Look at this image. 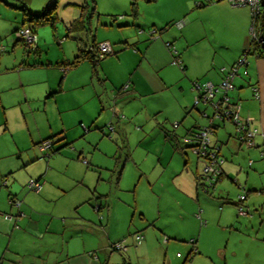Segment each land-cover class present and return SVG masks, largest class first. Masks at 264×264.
Instances as JSON below:
<instances>
[{"label":"rangeland","instance_id":"1","mask_svg":"<svg viewBox=\"0 0 264 264\" xmlns=\"http://www.w3.org/2000/svg\"><path fill=\"white\" fill-rule=\"evenodd\" d=\"M48 1H0V13L8 17L0 19V30L6 33L0 35L4 47L0 54V191L8 183L14 192L26 190L34 197L29 202L40 213L34 218L43 229L53 220L49 233L37 240V248L64 249L66 232L72 229L73 249L86 244L103 263L184 264L191 250L197 249L201 253L194 251L185 264H264V192H246L248 197L256 193L260 202L248 204V214L240 216L237 206L225 203L226 194H221L231 191V186L221 181L207 188L201 177L204 160L182 141L189 123L210 124L203 110L210 117L214 113L210 104L193 107L198 92L191 91L196 81L193 73L214 59L221 46L213 44L208 34H217L227 44L235 35L210 10L201 14L199 28L190 32L195 42L187 43L183 38L187 33L172 21L157 30L153 19L166 17L176 0H159L157 6L144 0H55L56 21L34 22L35 43L18 41L15 30L26 18L22 4L41 14ZM133 3H138L137 15ZM84 5H88L84 26L70 30ZM243 7L252 17L251 8ZM157 40L172 42L173 64L164 66L167 59L152 43ZM104 41L110 42L112 52L95 68L89 60L66 65L82 50ZM174 54L186 70L175 62ZM37 61L40 64L24 66ZM221 126L212 139L223 131L234 134L232 122ZM53 135L51 148L41 151L40 145ZM64 143L53 152V147ZM243 150L253 152L257 161L252 169H262L260 182L264 183L263 151L259 156L248 146ZM48 166L49 176L39 182L42 188L45 181L51 187L45 194L42 188L38 193L30 190L29 180H38ZM252 169L247 168L246 175L247 171L254 174ZM197 179L206 186L197 185ZM5 214L17 216L6 210L4 222ZM112 214L111 240H119L113 243L121 244V251L112 250L106 237L109 224L106 227L105 222ZM232 215L237 227L229 222ZM244 219L246 225H241ZM137 234L143 235L142 243L147 241L145 247L134 242ZM192 240H197L196 246ZM20 243L23 248L31 245L22 238ZM105 247L107 253L100 249ZM41 249L37 259L25 257L27 264H41Z\"/></svg>","mask_w":264,"mask_h":264},{"label":"crops","instance_id":"2","mask_svg":"<svg viewBox=\"0 0 264 264\" xmlns=\"http://www.w3.org/2000/svg\"><path fill=\"white\" fill-rule=\"evenodd\" d=\"M147 2H149L150 5L152 6H157L159 0H153ZM205 6L207 7L203 9V7ZM243 6H248V5H243ZM243 6L233 5L228 0H220V1L214 0L210 2L208 0L206 1L176 0L171 5L170 13L166 14L167 15L166 17H163L159 20L153 19L155 21H152L153 23L151 24L155 26L157 30H159V28L161 29H164L165 27L167 28V26L171 21L174 22L173 24H177L179 21L184 20L185 21L184 26L180 28L178 26L177 27L181 29V31L183 30V34L187 33L186 35L183 36V38H185V41L187 43H191L197 41V39L194 37V34H190V32L193 29H195V27L197 26V21L200 22V20H203L201 14L204 12H208L209 10L214 12V15L219 18V22H223L225 24V28L228 29L229 33L230 34L233 33L235 35V39L231 44H227L221 40H218L216 38L217 34L215 33L213 35L208 34V38L213 42V44L215 45L221 44V46L219 47V51H215L214 59H211L209 63L206 64L204 63V65L201 67L202 68L201 70L193 73V77H195L194 80H198L200 82H212L214 84H220L222 80L225 78L229 68L239 60V58L243 55L244 51L249 49L250 43H248L249 40L248 32H249L250 23L252 21V17L250 15V11L248 7L246 8ZM188 14H190V16L187 19ZM203 16L207 20L206 16L205 15ZM0 19L8 20V17L3 16V13H0ZM24 19L21 22V27L23 26L32 27L36 35V39H35L36 42L37 34H36L35 26L28 23V21H25ZM1 25L2 22L0 21V29H1ZM197 28L199 27H196V29ZM5 34H6L5 32H2L0 30V35L5 36ZM17 39L18 41L20 40L23 41L22 39L19 38ZM155 42L152 43L159 45V48L162 50L161 51L162 56L167 59L164 66H169L170 64H173L172 53L171 50L167 47V45L165 46L166 43L164 44L163 41L161 40H157ZM3 50L4 47L1 46L0 44V54L3 52ZM246 59L248 61V64L239 69L238 74L232 80V88L229 89L226 93L231 103L239 105L240 114L242 118L244 119L248 117L253 118L254 120L253 125L258 129V134L255 137V145L250 148L259 152V156H260L261 151H264V54L263 53L261 54V52H259L258 50L252 49V51L246 55ZM37 64H40V62L37 61L31 64L26 62L24 63V66L26 65L35 66ZM244 69L247 70V74L244 72ZM202 76H208L209 78L206 79L207 81H202L200 80ZM253 86H257L260 91L259 98H256L254 96ZM191 91L196 92L194 88H192ZM222 94L224 93H219V96H221ZM187 107L188 106L186 104L183 105L184 110ZM191 109L192 108H190V110ZM189 111L187 113H189ZM198 124L199 123H196L194 125H198ZM194 125H191V123H189L188 125L189 127L187 128L186 132ZM223 126H225V124ZM220 129L221 128H219V130ZM217 133L218 131L215 134ZM235 137L236 136H235V126H234V134L232 133V131L231 132L223 131L216 140L212 139V144L215 147L219 148V155L224 159L221 165L222 176L218 182L221 181L225 182L228 185V188L229 186H231V191H223L221 192V194H226V197L224 198L227 200V202L225 203L227 204L229 203L231 205H235V202L237 201L239 194H246V192L247 193H252V192L258 193L260 191L264 192V183L260 182L262 169L259 172L256 169H252V167L254 168L256 164L257 161L255 159L256 157L253 156V152L247 153L246 150L244 151L243 148L244 147L246 148V145L238 142L235 139ZM64 139L65 137L58 138L56 141L60 142L63 141ZM66 144H69V142ZM66 144L64 143L57 147L56 146L53 147L52 148L53 152L60 151L64 146H66ZM224 145L228 146L226 148L229 149L225 150L223 148ZM41 151H45V150L41 149ZM262 164H263L262 162H258V165H262ZM247 168L252 169L253 172L255 171L254 174L250 175L248 174L247 171V175H246ZM48 169L49 166L46 169V171L42 173V175H39L38 181L43 176L44 178H47V176H49V173L47 172ZM254 177L259 178L257 182L254 180ZM227 180H229V182L231 183L229 184ZM8 185L9 183L4 186L5 187L4 190L0 191V264H27V262L25 261V257L29 255L37 259V254H38L37 250L42 248V247L37 248V240L44 238L46 234L49 233V231L51 230V225L53 220H49L50 223H48L45 229H43L42 225L39 222V219L34 218L35 215H40V213L35 209H33V206H31V203L29 202L30 198H34L32 197V194L28 192H24L26 191L24 189L19 190L18 192H14L12 190V186H8ZM197 185L204 186L205 184L201 183L197 179ZM50 187H51L50 183L45 181V184L42 188L43 192L41 190L40 191L45 194V191ZM61 190H66V189H64L63 187L61 188ZM255 194H253L250 197H248L246 194V200L244 202L245 207H248L249 206L248 204L255 205L258 202H260ZM8 198H9V205L7 202ZM12 198L20 200L21 201L20 206L17 207L14 206V204L11 202ZM6 210H9L12 213H16L17 216L16 218H14V221L12 220L13 222L9 220H7V222H4V220L2 219V214L6 212ZM224 210L225 208L223 207L221 209L222 214H224ZM19 212H22L23 215L19 216L20 214ZM240 216H246V215H240ZM198 217L200 219L202 218L200 214H198ZM235 217L234 215H232V219H230L229 222L233 223L234 227H237L238 221L234 219ZM63 219L64 218H62V221L66 224L65 219L64 220ZM113 219H114L113 214H112V218L109 215V219H107L105 222L106 227L109 224L106 237L108 239V242L110 243V245L108 243L110 247L113 244H115L113 243L114 241H119L114 239L111 240ZM205 223H206L205 221L202 222V225H204ZM245 223L246 220L244 219L241 225H246ZM101 224H103V222H101ZM105 225H102L103 229L105 228ZM207 228L208 226L203 228V230ZM23 233H25L26 236L17 235ZM66 236H65V241L63 242V244L64 243L66 244V247L64 249L56 252L55 250H50V249L45 250L43 248L41 249L42 252L41 254L44 255L43 258L38 257L41 258V264H111L110 261L103 263V259L99 257L97 252L89 251L88 248L86 247V244L78 251H75L72 246L74 240L72 229L66 232ZM20 238H22L26 242H30L31 245L23 248L22 244L20 243ZM135 238L136 235L134 236V242L137 245H142L141 248L145 247L147 241L142 243L144 237L140 243H138L137 240H135ZM196 241L197 240H195V246H196ZM107 247L100 249L103 253H107L109 251ZM118 250L121 251V249ZM196 250L197 249L194 250L195 254L201 253L200 251L196 252ZM190 253L193 254L194 252L191 250ZM190 253L189 256L191 257ZM108 257L110 258L111 255ZM28 263L33 264L30 261Z\"/></svg>","mask_w":264,"mask_h":264},{"label":"built area","instance_id":"3","mask_svg":"<svg viewBox=\"0 0 264 264\" xmlns=\"http://www.w3.org/2000/svg\"><path fill=\"white\" fill-rule=\"evenodd\" d=\"M262 0H229L233 5L243 6L248 5L251 8L252 12V26L251 34L252 37L257 39L260 44L262 42L261 37L258 36L257 27L255 22L257 21V15L261 12L262 9ZM185 21H179L176 26L179 28L184 26ZM156 31H152L151 35L154 37ZM16 36L19 39H22L27 45L35 43L36 35L34 30L30 26H23L16 30ZM167 45L170 49L173 48L172 44L167 42ZM98 50L100 51V56L103 57L106 53L112 52V45L108 41L101 42L98 44ZM176 53V52H174ZM179 59H175L178 62ZM248 64L246 55H242L239 60L228 70L225 78L220 84H214L212 82H200L195 81L193 83V88L198 92L195 97V104L200 102L210 104L214 113L212 114L213 118L220 120L231 121L235 126V135L236 140L242 144H245L248 147H253L255 145V137L258 134V129L253 125V118H242L240 114V107L238 104L231 103L227 91L232 88V80L238 74L239 69ZM244 72L247 74V70L244 69ZM254 96L256 98L260 97V91L257 86H253ZM219 93H224L221 96H217ZM203 115H207L206 111H202ZM212 122V118H211ZM178 125V123H175ZM214 127L209 124L200 129L198 133H195V137H185L184 142L191 145L192 151L198 156L199 159H203L204 167L202 170V178L210 182L212 185L217 181L218 177L222 173L221 165L224 159L219 155V148L212 145L211 134ZM51 140H45L40 148L46 150L51 148ZM264 155V152H262ZM28 188L39 192L42 188V184L38 180L31 179L28 182ZM240 200L245 199V195L239 196ZM12 203L16 206H20L21 201L18 199H13ZM238 211L242 215H246L247 212L242 205L238 206ZM19 216L23 215L22 212H19ZM5 219L12 221L13 216L11 214H5ZM143 239V235H137L136 240L140 243ZM118 249H122L121 244H116L115 246Z\"/></svg>","mask_w":264,"mask_h":264},{"label":"trees","instance_id":"4","mask_svg":"<svg viewBox=\"0 0 264 264\" xmlns=\"http://www.w3.org/2000/svg\"><path fill=\"white\" fill-rule=\"evenodd\" d=\"M1 1V0H0ZM147 1H153V0H147ZM209 2L210 1H214V0H208ZM215 1H220V0H215ZM229 1V0H228ZM92 2H94V1H92ZM262 2V9H261V12L257 15V21L255 22V26L257 27L256 29H257V34H258V36L259 37H263L264 38V0H262L261 1ZM137 4L138 3H133V13L135 14V15H137L138 14V10H137ZM135 5H136V7H135ZM204 5V4H203ZM51 6V7H50ZM92 7H93V9L95 8L93 5H92ZM21 9H23L24 11H25V16H26V18L24 19L25 21H28L30 24H34V22H39V23H41V24H45V23H48V22H51V23H54L55 21H56V16H54L53 14H54V11H55V9H56V1L55 0H49L48 2H47V4H46V6H45V8H44V10L42 11V13L41 14H34L32 11H29L28 10V8H27V6L23 3L22 4V6L20 7ZM88 15V5H84L83 7H82V9H81V13H80V15H79V17H77L71 24H70V27H69V29L70 30H74V29H77V28H79V27H83L84 26V20H85V18H86V16ZM252 23H253V20H252ZM166 45H167V43H166ZM260 42L257 40V39H255V38H251V41H250V45H249V49H247L246 51H244V53H243V55H247V54H249V52H251L252 51V49H254V50H258L259 52H261V54H262V50H261V47H260ZM167 47H168V45H167ZM169 48V47H168ZM170 49V48H169ZM171 50V49H170ZM109 54H111V53H106L103 57H101L100 56V51L98 50V44H96V45H94V46H92V48L90 49V50H82L81 52H80V54H78L75 58H74V60L72 61V62H67V64L66 65H71V66H76L77 64H79V63H81L82 61H84V60H89L91 63H92V65H93V67L95 68L96 67V65L100 62V60L102 59V58H104L105 56H107V55H109ZM174 56V58L176 59H179L178 60V62H177V64H180L181 66H182V69H186V66H183L182 65V61H181V59H180V56L178 55V54H174L173 55ZM61 65H64V64H61ZM61 65H59V66H61ZM196 81H198V80H196ZM195 82V81H194ZM193 82V83H194ZM201 103V102H200ZM200 103H198V104H195L193 107H197ZM203 103V102H202ZM204 111V110H203ZM203 116H205V115H203ZM205 117H208V118H210V125L211 126H213L214 127V129H213V132H212V134H211V137L217 132V130L220 128V126H221V124H223L225 121H227V120H220V119H216V118H213L212 117V115H211V117L207 114ZM211 118H212V122H211ZM231 122V121H230ZM178 123V122H177ZM178 125H179V123H178ZM205 126H209V125H205ZM205 126H199V125H194V126H192L190 129H188V131L186 132L187 134L182 138V141H183V143L187 146V148H190V149H192L191 148V145H189L188 143H186V142H184V138L185 137H195L194 136V134L195 133H198L199 131H200V129H202V128H204ZM177 127V126H176ZM56 135H53V136H51V137H49V138H47V139H45V140H51V139H53L54 137H55ZM236 136V135H235ZM235 139H236V137H235ZM44 140V141H45ZM211 142H212V138H211ZM213 145V144H212ZM214 146V145H213ZM264 152V151H263ZM250 165H251V163H250ZM221 169H222V167H221ZM221 176H222V173H221V175L218 177V179H217V181L216 182H214L212 185H210V182L209 181H207V180H205L206 182H208V185L209 186H206L207 188L208 187H212V188H215V186H216V184H217V182L221 179ZM202 177V176H201ZM203 179V178H202ZM240 195H243V194H240ZM239 195V196H240ZM245 195V199L244 200H240L239 199V196H238V199H237V201L235 202V205L237 206V208H238V206L239 205H242L243 206V208L246 210V207L244 206V202H245V200H246V194H244ZM14 198H12V200H13ZM12 200H11V202H12ZM101 207L99 206V208L98 209H100ZM246 212H247V214H248V211L246 210ZM238 213H239V211H238ZM199 214V213H198ZM240 214V213H239ZM246 214V215H247ZM240 215H242V214H240ZM100 222H102L101 220H100ZM137 235H142V234H137ZM136 235V236H137ZM191 243L192 244H194L195 245V240H192L191 241ZM116 246V243L115 244H113L112 246H111V248L113 249V250H118V248H116L115 247ZM192 251L194 252V250L192 249ZM190 255H191V253H190ZM190 259V256L188 255V257L185 259V263L188 261ZM184 263V264H185Z\"/></svg>","mask_w":264,"mask_h":264},{"label":"water","instance_id":"5","mask_svg":"<svg viewBox=\"0 0 264 264\" xmlns=\"http://www.w3.org/2000/svg\"><path fill=\"white\" fill-rule=\"evenodd\" d=\"M261 40H262V42H261L260 47H261L262 52H264V38L261 37Z\"/></svg>","mask_w":264,"mask_h":264}]
</instances>
